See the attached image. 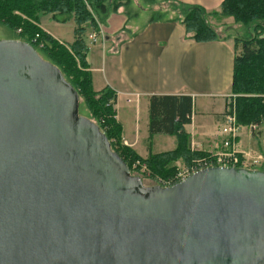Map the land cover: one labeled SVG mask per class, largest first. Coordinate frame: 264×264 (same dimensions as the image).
Here are the masks:
<instances>
[{
  "label": "water",
  "instance_id": "water-1",
  "mask_svg": "<svg viewBox=\"0 0 264 264\" xmlns=\"http://www.w3.org/2000/svg\"><path fill=\"white\" fill-rule=\"evenodd\" d=\"M60 71L0 41V264H264V172L145 187Z\"/></svg>",
  "mask_w": 264,
  "mask_h": 264
},
{
  "label": "crops",
  "instance_id": "crops-1",
  "mask_svg": "<svg viewBox=\"0 0 264 264\" xmlns=\"http://www.w3.org/2000/svg\"><path fill=\"white\" fill-rule=\"evenodd\" d=\"M164 1L217 13L224 0ZM182 15L180 13V17ZM180 17L177 20H152L143 10L128 19L121 8L101 22L96 19L98 32L87 34L85 62L92 90L100 93L109 89L115 94V120L122 129L121 138L135 143L131 149L139 156L147 155L149 151L141 144L142 141L145 145L150 142L152 147H156L155 144L167 146L174 138L149 135L151 97L191 99V123L182 129L195 151L215 154L222 140L220 127L227 97L232 95L234 58L240 51L235 45L238 38L218 36L215 41L196 42L186 35L184 26L178 20ZM222 22L231 23L227 28L233 32L241 33L243 30L246 38L252 35V30L249 31L251 26L235 24L231 18H222ZM62 25L65 24L56 23L48 17L39 27L56 40L48 28ZM90 35L96 36V42L89 38ZM73 41L72 28L69 43ZM244 128L247 133L240 136L238 150L249 154V157L264 156V124L258 134L251 133L248 126ZM152 153L159 154L156 151Z\"/></svg>",
  "mask_w": 264,
  "mask_h": 264
},
{
  "label": "trees",
  "instance_id": "trees-1",
  "mask_svg": "<svg viewBox=\"0 0 264 264\" xmlns=\"http://www.w3.org/2000/svg\"><path fill=\"white\" fill-rule=\"evenodd\" d=\"M121 6L120 3L114 4L112 0H0V24L15 31L19 30L20 39L34 49L42 45L39 52L46 56V61L60 71L64 79L69 81L89 105L93 116L101 123L99 130L110 141L112 151L131 170L130 163L137 158L135 154L127 148H122V152L113 149L111 142L112 139L116 140L120 147L122 139L120 125L115 120V94L109 89L100 93L93 92L85 62L87 34L98 32L96 19L101 22L109 14L116 13ZM172 8L183 13L178 20L184 26L186 35L199 43L218 39L207 22L208 14L231 18L235 24L242 26L249 27L254 24L249 40L235 41L240 44V51L234 58L230 92L236 97L235 114L238 125H257L260 128L264 124V0H224L217 13H207L198 7L176 5ZM125 15L130 19L128 14ZM39 16H48L59 24L72 22L73 43L65 46L50 37L39 28ZM77 59L85 72L76 66ZM191 114L192 104L189 97L161 96L149 99V135L161 134L177 139V146L173 151L155 155L147 161L150 169L158 172L156 176L164 179L173 176L175 169L165 171L168 162L172 160L182 158L186 164L194 158L205 156L202 152L189 150L188 135L182 129L190 125Z\"/></svg>",
  "mask_w": 264,
  "mask_h": 264
},
{
  "label": "rangeland",
  "instance_id": "rangeland-1",
  "mask_svg": "<svg viewBox=\"0 0 264 264\" xmlns=\"http://www.w3.org/2000/svg\"><path fill=\"white\" fill-rule=\"evenodd\" d=\"M33 1H40V0H33ZM112 1H114V4L120 3L122 6L118 9V11H120V9L122 8L123 14H128L130 19L134 18L137 14H139L143 10H145L147 12V14L151 16L152 20H167V19L171 20V19H175L176 17H180V13L177 10H174L172 8V7H175L176 5H174V3H172V2H168V1L166 2L164 0H112ZM46 18L48 19V16H39L38 26L41 25V22H43V21L45 22ZM207 22L214 29L217 36H227L228 38L237 37L238 38L237 40H239V41L240 40L247 41L250 39V37L246 38L244 36V34L242 32L243 30L240 33L238 31L233 32L231 30V28H227L228 26H230L232 24L229 22L228 23L222 22V18L216 14H208L207 15ZM253 26H254V24L251 26V28H249V31L253 29L252 28ZM72 28H73V24H72V22H69V23H66L65 25L58 26L55 29L54 28H48V30H49L50 34L56 39V41L58 40L57 42L59 44H62L65 46H70L69 42L72 39ZM18 31L12 30V29L0 24V40H10V39L22 40V39H20L21 37L17 34ZM256 32H255V35H256ZM235 44L238 48L237 50H240L239 49L240 44H238V43H235ZM41 49H42V45L40 44L37 47V49H35V51L42 60L46 61V56H44L42 53L39 52V50H41ZM237 53H239V52H237ZM77 60L78 61L76 63V66L78 67L79 70L81 69L80 71L85 72L86 71L85 68L80 67L79 59H77ZM46 62H48V61H46ZM67 82L69 83V81H67ZM75 92L77 93V95L79 94L78 91H75ZM78 98H79V105H78L79 117L86 118L89 121L93 122L98 127H100L101 123L98 122L97 119L93 116V113H92L91 109L89 108V105L83 100V98L80 97V95H78ZM196 111H197V109H196ZM245 133H247V129L243 127L241 135L244 136ZM111 142H113V145H114L113 149H118L120 152H122L123 151L122 148H124V149L127 148V149H130L135 154V156L137 158H134V160H132V162L130 163V166H131L130 173L132 176L139 177L142 180V183L145 187H160L161 188V185L159 183H161V182L165 183L168 180H172L173 177L177 174V172L180 169L190 168L191 166L196 165V164H194L195 162H197V163H198V161L200 163L209 162V164H210V161H208L209 157L206 154L203 157H199L196 159L194 158L193 160H191L189 163H186V164L184 163L182 158L181 159L177 158L175 160L168 162V164L165 168V171H171L172 169H175L174 175L164 179V178L156 176V173H158V172L157 171L153 172L150 169V167L148 166L147 161H150L151 160L150 158L155 156V155H160L162 153H167V152L173 151L177 146L176 137H174L173 139H170L167 146L166 145L157 146L155 144L156 147H152L150 142H148L149 144L145 145L146 143L144 141H142L141 144L143 146H146L149 148L147 155L144 154L143 156L137 155L134 152V150L131 149V147H133L135 143L131 144L128 141L121 139L120 147H119L116 140L112 139ZM109 143H110V141H109ZM187 144H188L189 150L190 149L192 150L194 148L193 143L191 144V140L189 138H188ZM173 146H174V149H173ZM111 150H112V148H111ZM152 151H156L159 154H153ZM258 156H260V155H256V156L251 155V157H248L245 159H239L238 164L236 165L235 168L264 172V156L261 155L262 156L261 160L257 159ZM129 157L132 158L131 156H129ZM152 165H153V163H152ZM152 173L155 175H153Z\"/></svg>",
  "mask_w": 264,
  "mask_h": 264
},
{
  "label": "built area",
  "instance_id": "built-area-1",
  "mask_svg": "<svg viewBox=\"0 0 264 264\" xmlns=\"http://www.w3.org/2000/svg\"><path fill=\"white\" fill-rule=\"evenodd\" d=\"M89 38L93 42H96L95 35H90ZM235 98L236 97L234 95H229L227 97L225 110L222 115V124L220 127V134L222 136V140L217 153L207 154V156L209 157L208 161H210V164L209 162L200 163L198 161V163H194L196 165H193L190 168L180 169L172 180H168L165 183H159L161 185V188L171 187L177 183L184 181L192 174L204 169L214 167L235 168L238 164L239 159H245L249 157V154L241 152L237 148L238 140L241 136L243 127L238 125L236 120ZM127 102L129 103L130 101ZM248 129L251 131V133H256L259 130V127L257 125H253L249 126ZM192 150L195 151L194 148ZM257 159L261 160L262 156H258Z\"/></svg>",
  "mask_w": 264,
  "mask_h": 264
},
{
  "label": "flooded vegetation",
  "instance_id": "flooded-vegetation-1",
  "mask_svg": "<svg viewBox=\"0 0 264 264\" xmlns=\"http://www.w3.org/2000/svg\"><path fill=\"white\" fill-rule=\"evenodd\" d=\"M17 34L19 35V31L17 32ZM10 40H15V41H20V42H24L22 40H16V39H10ZM0 41H3V40H0ZM32 47V46H31ZM33 48V47H32ZM34 49V48H33ZM35 50V49H34ZM36 52V51H35Z\"/></svg>",
  "mask_w": 264,
  "mask_h": 264
}]
</instances>
